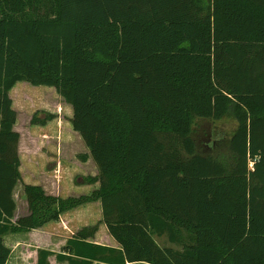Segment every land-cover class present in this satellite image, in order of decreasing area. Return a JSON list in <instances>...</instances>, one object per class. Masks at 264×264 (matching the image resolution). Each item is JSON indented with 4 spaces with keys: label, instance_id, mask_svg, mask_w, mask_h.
Here are the masks:
<instances>
[{
    "label": "trees",
    "instance_id": "1",
    "mask_svg": "<svg viewBox=\"0 0 264 264\" xmlns=\"http://www.w3.org/2000/svg\"><path fill=\"white\" fill-rule=\"evenodd\" d=\"M20 82L72 106L98 170L83 184L100 187L26 185L18 216ZM94 202L121 249L83 228L67 246L79 264H264V0H0V264L4 236Z\"/></svg>",
    "mask_w": 264,
    "mask_h": 264
},
{
    "label": "rangeland",
    "instance_id": "2",
    "mask_svg": "<svg viewBox=\"0 0 264 264\" xmlns=\"http://www.w3.org/2000/svg\"><path fill=\"white\" fill-rule=\"evenodd\" d=\"M10 97L13 101V109L18 114L15 131L21 135L19 143L21 180L14 193L18 207L17 215L21 216L27 212V200L24 194L26 179L33 174L38 179L48 177V175L63 177L64 189L60 196L65 199L76 195L75 193L79 192L76 185L83 184L85 178L95 177L98 170L81 136L73 130L71 123L73 108L54 88L32 86L29 83L20 82L10 92ZM35 116L39 120H47V124L44 127L41 123L33 126L32 119ZM232 123L226 121L219 123V126L222 131H230L233 128ZM39 149H43L47 156H49L48 149H57L53 158H50L52 162L50 172L47 168L40 171L46 156L41 159L31 157L32 151H39ZM44 186L45 188L42 187L47 193L53 192L51 180H46ZM93 187L96 186L93 185ZM93 191L84 189L81 192L90 195ZM99 212V205H97L95 207L97 217H99ZM32 235H34L31 236L33 240L38 242V236ZM159 241L163 246L168 243L166 238L163 241L159 239ZM43 246L47 245L43 244Z\"/></svg>",
    "mask_w": 264,
    "mask_h": 264
},
{
    "label": "crops",
    "instance_id": "3",
    "mask_svg": "<svg viewBox=\"0 0 264 264\" xmlns=\"http://www.w3.org/2000/svg\"><path fill=\"white\" fill-rule=\"evenodd\" d=\"M46 124L47 122L45 124H42L43 127ZM32 125L34 126L36 124H32ZM48 150H49L48 151L49 156L44 154L43 149H39V151H35V152L32 151L31 153V157L34 159L36 157L41 159L43 156L44 157L46 156V160L43 162L40 171H42L44 168H47L49 171V169H51L52 167V162L50 158H53L55 154L54 152L57 149H48ZM30 173L31 172H29V174ZM62 179L63 177L60 178L57 175L56 176L48 175V177L45 178L41 177L40 179H38L37 176L33 174L32 176L29 177V179H26V185H34V186L39 185L45 188L44 186L45 181L51 180L52 181L51 187L53 189V192L49 194H53L61 197L60 195L62 193V190L64 189ZM93 185H95L96 187L94 188ZM93 185L77 184L76 186L79 192L75 193L76 195H71V196L87 195L82 193L81 191H84V189H87L88 191H93L100 187V183H96ZM97 205H99V210H100L99 217H97L95 214V207ZM102 219H103L102 204L101 202H94L83 205L77 209L64 213L63 215H61L58 221L50 222L37 231H32L31 233H22L25 235H20V234L6 235L3 237V241L5 246L11 250V255L7 264H38L40 249L55 253L54 256L50 257L49 259L50 264H79L82 261L88 262L90 261V258L83 257L84 255L76 256L75 254H73L72 250L67 249V246H68V241L71 240L79 230L95 225L99 226L98 231L96 232L94 238H89L86 241L87 243H93L102 247L121 249L119 244L110 235L107 226L102 223ZM13 221H15V219H13ZM32 234H36V237L38 236L39 239L38 242L33 240L31 236L34 235ZM164 238L165 237L155 236L156 241L160 245L162 244L159 241V239H162L163 241ZM43 244L47 246H43ZM164 245L167 247H172L173 244L168 242L167 244ZM85 250L86 253H89V247H87ZM60 256H70L72 257V261L63 260L59 258ZM92 264H111V263L93 261ZM127 264H149V263L135 262V263H127Z\"/></svg>",
    "mask_w": 264,
    "mask_h": 264
}]
</instances>
